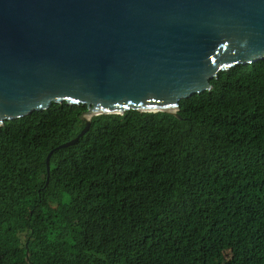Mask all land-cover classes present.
I'll list each match as a JSON object with an SVG mask.
<instances>
[{
  "label": "trees",
  "instance_id": "obj_1",
  "mask_svg": "<svg viewBox=\"0 0 264 264\" xmlns=\"http://www.w3.org/2000/svg\"><path fill=\"white\" fill-rule=\"evenodd\" d=\"M178 117L48 109L0 126V264H264V60ZM27 251V254H26Z\"/></svg>",
  "mask_w": 264,
  "mask_h": 264
},
{
  "label": "water",
  "instance_id": "obj_2",
  "mask_svg": "<svg viewBox=\"0 0 264 264\" xmlns=\"http://www.w3.org/2000/svg\"><path fill=\"white\" fill-rule=\"evenodd\" d=\"M264 60V0H0V126L52 103L164 112ZM27 254V251H26Z\"/></svg>",
  "mask_w": 264,
  "mask_h": 264
}]
</instances>
